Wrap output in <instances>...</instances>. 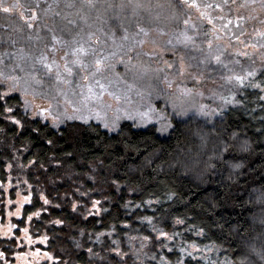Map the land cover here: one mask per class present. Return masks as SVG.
Returning <instances> with one entry per match:
<instances>
[{"label":"trees","instance_id":"1","mask_svg":"<svg viewBox=\"0 0 264 264\" xmlns=\"http://www.w3.org/2000/svg\"><path fill=\"white\" fill-rule=\"evenodd\" d=\"M22 1L24 4L30 0ZM58 1L47 13L41 11L34 22L42 26L44 34L54 28L58 35H71L79 28L75 27L76 22L69 23L72 20L68 19L74 6L66 7L63 0ZM77 1L72 0V3ZM95 1V8L87 6L86 11L89 17H94L93 22L98 14L105 17L103 23L97 20L103 34L115 31L119 38L123 34L120 17L131 21L130 32L136 30L138 20L144 27L151 28L142 50L162 47L164 35L156 30L155 23L143 21L145 15L139 9L134 16L131 8L123 12L119 8H107L109 2L118 5L121 0ZM161 1L162 7L177 5L183 14L193 16L199 27L211 28L206 20H201L199 10L183 6L182 0H142L147 4V10L154 7L151 3ZM202 2L212 3L213 0ZM241 3L243 0H236V4L230 5L231 11L225 8L224 13L228 11L227 16L234 18L235 9ZM22 10L24 8L17 9L13 14L0 12V36L7 31L4 20L11 19V23H15L13 27L23 25L19 21ZM219 12L216 9L212 14L219 16ZM125 22L127 24V20ZM224 22L214 21L218 30ZM26 30L16 33L22 34ZM220 35L223 36V32ZM11 37L19 39V36ZM198 38L200 42L204 39L203 36ZM4 46H11V51H15L22 44L19 41L15 45L0 44V48ZM55 49L64 51L59 46ZM41 50L53 51L45 44H41ZM261 74H264V68L257 79ZM247 91L253 92L252 89ZM11 94L19 96L15 92ZM14 107L20 109L21 118L27 121L26 128L35 126L34 118L29 114L23 116L21 103L14 102ZM245 107L249 110L245 111ZM43 123L41 121V126ZM49 139L52 144L47 143ZM244 140L251 146L247 152H242L239 147ZM225 146H228V152L223 151ZM9 163L13 165L12 180L23 184L21 194L31 197V203L22 208L20 221L16 224L22 227L29 222L30 229L36 232H41L38 230L42 228L47 238L45 249L60 263L117 264L120 257L108 249L116 246L113 241H119L121 249L129 253L124 257L127 264H140L128 246V237L156 236L151 226L142 222V217L151 216L153 223L165 231L171 232L175 228L183 232L186 225L175 224V217L186 216V223H198L206 229L208 239H194L203 243L216 241L225 247L236 245L248 257L247 264H264L257 255V251L264 250V204L256 203L257 196L264 192V101H258L254 95H249L244 105L227 106L223 117L208 121L194 117L166 141L152 126L136 128L129 122H122L117 132L95 122H66L59 132L49 124L40 140L28 132L14 138L6 129L0 133V183L7 182ZM168 192L176 193L172 200L166 199ZM44 198L48 204L44 203ZM157 198L163 203H157ZM150 199L153 204L149 206L146 202ZM96 200L100 204L94 207ZM34 212L40 214L37 216ZM28 215L32 216L31 221L27 219ZM57 220L62 223L57 224ZM100 233L104 235L97 240ZM77 243L82 247L78 248ZM134 243L138 247L140 240ZM145 243L149 247L144 251H152L151 242ZM8 247L7 241H0L1 252L9 253ZM88 247L98 252L99 257L90 258ZM144 264L151 262L144 260Z\"/></svg>","mask_w":264,"mask_h":264},{"label":"snow or ice","instance_id":"2","mask_svg":"<svg viewBox=\"0 0 264 264\" xmlns=\"http://www.w3.org/2000/svg\"><path fill=\"white\" fill-rule=\"evenodd\" d=\"M55 2L58 3V0H55ZM86 2L89 8H95V0H86ZM182 4L189 9L196 8L199 10L201 20H206L207 24L211 25V28H201L195 23L190 24L191 17L189 16L187 19L183 20V24L185 25L184 30L178 35L174 33V41L173 39H170L167 44L172 47V50H175L177 45H182L185 49H194L198 51L201 54V59L196 67L199 69L202 65L203 71H198L194 74L193 79L199 82L205 78V71L209 73L217 72L219 73L218 79L225 81L227 85L231 86L227 89L228 94H213L214 98L218 95L219 100L222 102L216 109H209V106L204 104H200L199 106H186L182 101L178 103L176 100H173L171 103V112H169L167 101L165 102L164 108H157L151 103L153 90L151 89V85H149V90H138L136 93L141 100L147 98L149 101L147 105H142L144 110L135 109L129 111L125 109L123 110L122 117L119 115L122 110L117 109L118 114L111 120L107 118L106 112L102 113V111L96 110L95 118L97 120H103V126L105 129L117 132L120 130L119 121L122 118H127L132 120L134 122V126L136 127H147L151 124L154 131L159 133L160 137H163L166 141L170 139L172 135L179 133L181 125H186L188 121L194 117H203L206 121L217 115L223 117L226 106L231 105L235 107L244 105L245 102L249 100V95L256 96L258 101H264V74H261L260 79H257L258 68L256 67L257 60H259L260 68H264V29L254 27L249 33L243 26L248 20L257 19L256 16L251 15V12H255L257 8L264 11V0H243V3L239 4L238 7L249 8L251 12L248 16L237 15L234 18H229L226 15L214 16L212 12L216 9L224 12L225 8H228L229 11H231L230 5L236 4V0H220V2H215V0H213L212 3H204L202 0L201 2H198V0H182ZM32 5H34V7ZM66 6L73 7L74 5L72 0H66ZM143 7H145V4L142 0H121L118 5H114L110 2L107 4V8H119L121 12H123L126 8H131L134 16L136 15L137 10ZM21 8H27V11L31 14L26 15L24 12L20 13V18L24 21V24L13 27L14 32L22 31L25 25L28 28L34 27L33 22L38 18L36 9H40V0H30V3L27 4H22L21 0H0V12L13 14L17 9ZM51 8L52 5L49 4L47 8L42 9V11L47 13ZM107 8L104 9L105 12L107 11ZM115 15L119 17V13H116ZM82 19L87 22L86 17H83ZM97 20L103 23L105 17L98 14ZM126 20L127 24L125 22ZM216 20L226 21L219 25V30L217 29L216 23H214ZM69 23L74 22L69 21ZM259 23L264 25V19L259 20ZM119 26L122 29L123 34L117 38L116 32L112 31L109 37L112 41L113 51L104 53L103 50L98 51L93 49L91 45H86L84 43V37L78 34L80 35V39L77 40L74 38L72 41L73 46L70 49L71 58H67L69 53H65L66 59L63 65V72L60 71V65H58L55 60L50 61L48 55L43 52L35 58L36 62L40 65L39 71H42L44 76L51 78L53 70L55 69L54 79L56 84L59 85L62 83L68 85L69 91H71L73 95L76 94L75 89L71 87L74 78L91 80V82L86 86L87 94L84 95L83 91H81V95L83 96V100L85 102L94 97L99 98V96L105 92L117 100H120L123 97L126 103L130 102L129 93L136 87L135 82L128 84L124 81L127 87L125 89H120L118 87L120 83L119 74H116L115 80L111 79L105 74L106 69L114 70L115 63L113 61L117 56H120L121 60L124 62L125 71L132 72L135 81V79L143 78L153 71L150 67L151 58L158 56V53L155 50L148 53H145L142 50L143 45L146 42L145 37L148 36L151 28L142 26V24L137 20L135 25L136 30L130 32L131 21L128 18L121 19ZM88 27L91 29L92 25H88ZM156 30L162 32L163 28L157 26ZM49 31L51 33L52 41L62 45H68V41L63 40L61 37L56 35V30L54 28H50ZM61 31H63V29H61ZM81 31L83 32V29ZM96 32H103V29L101 27H97L95 32L89 30L87 32L88 40H91L93 36L96 35ZM220 32H223L224 35L221 36ZM105 35L108 36L107 33H105ZM197 36L204 37L199 44L196 40ZM225 37L227 38L226 42L223 44L219 43L224 40ZM35 38L37 40L42 39V37L38 35ZM28 39H33L31 34H29ZM117 39H119V43H117ZM233 41H235V45H239V47H236L233 44ZM3 43L15 45L16 40L12 39L11 35H8L7 37L0 36V44ZM202 44L207 45L206 50L201 46ZM45 46L47 47V45ZM229 48H233L234 53L226 55ZM249 49H251V51H249ZM52 50H56L55 45L52 46ZM20 52L22 53L23 50L21 49ZM131 52H135L134 58L129 55ZM87 56H91L92 59L86 62L85 57ZM144 56H148L149 60L145 61L143 59ZM5 57H7L8 60L24 61L25 59L22 54L5 52L0 53V64H4ZM124 57H127V59L125 60ZM241 57L245 58L249 62L247 68L243 66L240 59ZM133 59H135V63H133ZM164 63L168 69L175 68L173 75L179 76H183L184 73L192 67L190 63H185L183 56L180 57V63L178 66H176L175 61H164ZM236 66H240L239 71H237ZM16 67H20L21 71H25L23 65L15 64L8 73H5L3 69H0V88L3 89L0 90V133H4L7 129L8 133L15 138L21 137L28 132L32 134L34 139L40 140L44 129L49 127V116L52 118L51 127L56 129L58 132L60 131V126L64 123L65 119L78 118L86 121L91 118L92 109H89L88 116L81 114L79 117H75L68 116L65 111H60L58 106L56 108L50 106L49 108H40L38 112H34L33 124L35 126L26 128L27 121L21 118L20 109L14 107V102L22 104L23 116L27 117L30 109L33 107L32 101L28 100L27 96L32 95L35 97L37 95H42L45 98L50 99H55V97L52 95L51 91L49 93H38L35 88L31 87V80H35L37 84L41 83V81L37 80L33 75L34 72L38 71L35 62L30 66V70L26 72V76L29 77V79H25V86L19 89L20 95H12L11 93L17 90L20 82V77L13 74ZM82 71L87 74L81 76ZM154 72L156 74V78L160 79L161 77L159 74L164 72V69L157 68ZM162 78L167 83L169 88L172 87L173 81L168 78L166 73ZM4 81H10L11 83L8 84L7 87H4ZM114 86L117 87L115 90H112ZM77 87L83 90L85 86L78 84ZM221 87L223 88L224 85H221ZM97 88L100 90L99 92L94 91V89ZM248 89H252L253 92L249 94L247 91ZM55 91H59L64 95L66 103H73L68 98V92H64L63 89H59L58 87L55 88ZM181 93L183 96H191L193 94V89L183 87L181 89ZM238 93L240 94L239 98ZM198 95L203 96V92H199ZM73 110L80 111L75 104H73ZM248 110L249 109L245 107V111ZM5 113L8 115H5ZM137 120L139 123H135ZM174 120L175 123H173ZM5 121L8 123L5 124ZM41 121H44L42 126ZM233 138H235V133L233 134ZM47 143L52 144L53 141L49 139L47 140ZM25 147L27 148V145ZM239 147L242 152H247L251 146L247 140H244ZM223 151L228 152V146H225ZM30 163H35V161H30ZM195 163L196 162L193 161V164ZM7 167L11 170L13 165L9 163L7 164ZM211 167L215 168V165H211ZM236 167H239V165H236ZM8 183L11 184V181L9 180ZM0 187H2V185H0ZM17 195H19V193H17ZM175 195V192H168L166 194V199L172 200ZM156 202L161 204L163 203V201H160L159 198H157ZM8 203L12 204V200H9ZM24 203H31V197L28 195L23 196V202L20 203V207L16 208V216H20L21 208ZM44 203H49L47 198H44ZM146 203L150 206L153 204V200L150 199ZM256 203L264 204V192H261L260 195L257 196ZM99 204L100 201L96 200L93 206L96 207ZM136 207H140V205H136ZM192 207H195V205ZM97 211H99L98 208ZM33 214L38 216L40 213L34 212ZM11 215H13V213L9 212V216ZM27 219L31 221L32 216L28 215ZM143 221H146L148 225L151 226V230L156 233V236L152 237L150 235H142L140 237H128V246L133 250L135 260L140 261V264H144V260L150 261L151 264H189V262H192V264H247L248 257L243 254L236 245L229 244L225 247L224 244L217 243L216 241L203 243L200 239H194L193 237H203L208 239L206 229L198 223H186V216L175 217V224L186 225L183 232L176 230L175 228L171 232L165 231L163 228L157 227V225L153 223V218L151 216L142 217V222ZM56 223L59 224L62 223V221L57 220ZM15 227L16 225L9 222L8 232H11ZM217 227L223 228L224 226L217 225ZM23 231L25 234L28 233L27 228H24ZM8 232H6L5 235H7ZM185 233H188L189 235H185ZM100 235L104 234L100 233L97 236V240ZM177 237H180V239L177 240ZM27 238L29 244H31L32 237L28 236ZM44 239L46 241L47 238L45 237ZM137 239L140 240L138 247H136L134 243ZM145 242H151L152 251H144L145 248L149 247V244ZM113 244L116 246L109 248L108 251L115 253L116 256L120 257V261H118L117 264H127L124 257L128 256L129 253L121 249L119 241H113ZM76 246L78 248L82 247L79 243H77ZM156 249H159V251H156ZM165 252L172 255H166ZM36 253L39 255L38 249L36 250ZM87 253L90 258L99 257L100 255L98 252H95L92 247L87 248ZM44 255L49 260L57 259L56 257L49 255L47 252H45ZM257 255L264 260V250L257 251ZM4 256L5 253L0 252V257ZM141 257L144 259H141ZM5 264H14V262L5 260ZM61 264H66V262L62 261Z\"/></svg>","mask_w":264,"mask_h":264},{"label":"rangeland","instance_id":"3","mask_svg":"<svg viewBox=\"0 0 264 264\" xmlns=\"http://www.w3.org/2000/svg\"><path fill=\"white\" fill-rule=\"evenodd\" d=\"M64 4H66V0H63ZM60 2V1H58ZM96 2V1H95ZM21 3L23 4V1L21 0ZM30 3V1L25 2L24 4ZM51 4L52 6H56L58 3L53 1V0H43L40 2V9H36V14L40 15L42 9H44L46 6ZM154 7H151L147 10V4L145 7L140 8L139 11L141 13H144V19L143 21L146 23H155L156 28L159 26L160 28H163V31H158L161 32L163 36L161 40L162 47H156L155 51L158 53V56L152 57L151 58V63L150 67L153 70L150 72L147 76L143 78H137L134 81L133 73L132 72H126L125 71V65L123 60H121L120 56H117L115 60L113 61L115 63V69H106L105 74L111 78V79H116V74H119L120 78V83L118 87L120 89H125L127 85L124 83L126 81L128 84H131L135 82L136 87L132 89V91L129 93V101L126 103L125 99L122 97L120 100L115 99L113 96H110L107 94V92L103 93L102 95L99 96V98H92L91 100H88L85 102L83 100V96L81 95V91H83V94H87V85L91 82V80H83L79 78H74L73 84L71 87L75 89V95L72 94L71 91H69V86L65 84H59L57 85L55 82V69L53 70L52 77L44 76L42 71H39L40 65L38 62H36V57H38L42 52L48 55L49 60H55L58 65H60V71L63 72V65L65 63V53H69V56L67 58H71V53L70 49L73 46L72 41L73 39H80V35L84 37V43L86 45H91L93 49L96 50H103L104 53H107L109 51H113V46H112V41L109 38L111 34H108L106 36L102 32H96V35L93 36L91 40H88L87 38V32L89 30L91 31H96V28L98 27L97 25V20L93 22L94 17H89L87 14V2L86 0H79L77 3H73L74 7L71 9V15L69 16V20H72L75 23V27H79L77 29V32L72 33L71 35L63 33L61 35L56 34L57 36L61 37L63 40L68 41V45H62L59 43H56L55 41H52L51 39V33L50 31L47 32V34H44L42 32V26L38 25L36 22H34V27L28 28L26 25L24 26L23 29H27L24 33L22 34H17L16 32L13 31V26L15 23H11V20L8 19L7 21L4 20L5 23L4 26L7 25V31H5L2 35L7 36L9 34L14 35V36H19V43L22 44V46L19 47V49L15 51H11L12 48L9 46L7 48L6 46L0 48V53H5V52H11V53H19L24 55L25 59L24 61L20 60H8L7 57L4 58V64H0V69H3L5 73H8L11 71L12 67L15 65H23L25 71H21L20 67H16L15 72L13 73L14 75L20 77V82L17 87V90L15 93L20 95V88H23L24 81L25 79H29V77L26 76V72L30 70V66L35 62L36 67L38 71L34 72L33 75L37 80H40L41 83L37 84L35 80H31V87L35 88L38 93H49L50 91L52 92V95H54L55 99H50V98H45L42 95H37L33 97L32 95L27 96V99L32 101L33 107L29 111L30 117L34 118L33 113L38 112L40 108H49L52 106L53 108H56L58 106L60 111H65L68 116H75L79 117L81 114L84 116L89 115V109H92V115L91 118L87 119L86 121L80 120V119H65L64 123L70 122V121H79L81 123H88V122H95L99 123L103 128V120H97L95 118V111L100 110L103 112H106L107 118L109 120L113 119L118 113L117 109H121L122 111L119 113L123 117V110H135V109H140L144 110L142 108V105H147L148 104V99L145 98L144 100H141L139 96L136 95L138 90H149V85H151L152 91V97H151V103L154 104L157 108H164L165 107V102L167 101V107L168 111L171 112V103L173 100H176L178 103L179 102H184L185 105H196L199 106L200 104L208 105L209 109H216L219 105H221V101L218 98V95L214 98V93H223L224 95H227V89L231 87L230 85H227L225 81L218 79L219 73L217 72H204V79L200 80L197 82L196 80L193 79V75L196 74L198 71H203V66L201 65L200 68L198 69L196 65L199 64V61L201 59V54L194 50V49H185L182 45H177L175 50H172V47L167 44V42L170 39H173L174 41V33L179 34L181 31L184 30L185 25L183 24V20L187 19L189 16L186 14H183V12L180 10V8L177 5H174V7H162L161 5L163 2H157V3H151ZM33 6V5H32ZM34 7V6H33ZM67 7V6H66ZM69 9V8H68ZM239 11L241 12L240 15L243 16H248L251 12L249 8H237L235 9V16L239 15ZM26 15H30L27 11V8H24L22 10ZM227 12H223L224 15L227 16ZM219 15H221V12H219ZM251 15H254L257 17L256 20H248L247 24H244L243 26L247 29V31L250 33L252 29L255 28H261L264 29V25L259 23V20L264 19V11L260 10L259 8L256 9L255 12H251ZM83 17L87 18V22H85ZM190 24L196 23V21L193 19V16H190ZM229 17V16H228ZM123 19V17H120ZM15 20H18L17 17H15ZM21 22L24 21L20 18ZM81 23V24H80ZM83 23V24H82ZM76 24H79L76 26ZM52 26V23L49 24V26ZM88 25H92V28L89 29ZM143 26V25H142ZM11 29V31H10ZM50 29V28H49ZM83 29V32L81 31ZM194 31V30H192ZM111 33V32H108ZM31 34L33 39L29 40L28 36ZM80 34V35H78ZM191 34V33H190ZM42 37V39L37 40L35 37L36 36ZM64 36V37H63ZM24 38V39H21ZM16 40V39H14ZM197 43L200 42V38L198 36L196 37ZM227 40L224 39L222 40V44L225 43ZM160 41V40H159ZM219 42V43H221ZM119 43V41H117ZM41 44H45L48 46V48L52 49V46L55 45V47H62L64 48V51H42L41 50ZM233 44L235 45V41H233ZM11 45V44H9ZM206 44H202V47L207 49L205 47ZM236 47H239V45H235ZM23 50L21 53L20 50ZM251 51V49H249ZM145 53L152 52V51H143ZM229 53H234L233 48L228 49V55ZM130 56L133 58L135 57V52L129 53ZM183 56L185 63H190L192 65L191 68H189L183 76L179 75H173L175 68L173 69H168L166 68V65L164 61H175L176 66L179 65L180 63V57ZM92 59L91 56L85 57V61H90ZM126 60L127 57H124ZM143 59L145 61L149 60L148 56H144ZM242 61V64L245 68L248 67L249 62L241 57L240 58ZM11 61V62H10ZM135 59H133V63H135ZM237 71L240 70V66H236ZM256 67L258 68V74L263 68H260V61L257 60V65ZM160 68L164 69V72H161L160 79L156 78V74L154 72L155 69ZM168 75V78L173 81L172 87H168L167 83L164 81L162 78L164 74ZM86 72H81V76L86 75ZM66 75V74H65ZM211 77V78H209ZM99 78V77H97ZM10 81H4V86L7 87L8 84H10ZM84 85L85 87L83 90L81 88L77 87V85ZM221 85H224L222 88ZM63 89L64 92H68V98L73 102V103H66L65 102V97L61 92L55 91V88ZM117 86H114L112 90H115ZM183 87H188L193 89V94L191 96H183L181 93V89ZM94 91L99 92L100 90L94 89ZM199 92H203V96L198 95ZM179 98V99H177ZM73 104L77 108L80 109V111H74L73 110ZM227 107V106H226ZM225 107V108H226ZM225 110V109H224ZM221 116L217 115L215 117L210 118L211 119H216ZM200 119H205L203 117H197ZM122 122H129L134 126V122L132 120H129L127 118H122L119 121V125ZM135 123H139L137 120ZM48 124H52V118L49 116L48 119ZM61 124V126L63 125ZM148 126H152L149 124ZM158 126V125H157ZM136 127V126H135ZM136 128H146V127H136ZM108 130V129H107ZM159 135V133H157ZM160 136V135H159ZM8 169V167H7ZM9 170V169H8ZM18 171V169H17ZM8 179L7 182L5 183H0L2 187H0V241H7V245H9L8 252H5L4 257H0V264H5V260L9 262H14V264H61L58 259L56 260H49L44 253L47 252L49 253L45 248L47 247L46 241H45V236H44V231L43 229H39L38 231L41 232H36L32 229H30L29 222L24 223L22 227L17 225L16 223L20 221L21 218V213L20 216H16V208L20 207V203L23 202V194L22 190L23 189V184L21 182L17 183L14 182L12 179L14 177L11 176V170L8 171ZM9 180L11 181V184H9ZM19 193V195H17ZM13 195V198H12ZM4 198V200H3ZM12 200V204H9L8 201ZM30 203H24L23 207L28 205ZM22 207V208H23ZM21 208V212H22ZM9 212H12L13 215L9 216ZM36 220V219H35ZM9 222L12 224L16 225L15 228L12 229L11 232H8V225ZM24 228L28 229V233L25 234L23 231ZM8 232L7 235L5 233ZM28 236L32 237V242L29 244L28 242ZM39 250V255H37L36 250ZM147 252H150L149 249H146ZM1 252V251H0ZM49 255L52 256L51 253Z\"/></svg>","mask_w":264,"mask_h":264},{"label":"bare ground","instance_id":"4","mask_svg":"<svg viewBox=\"0 0 264 264\" xmlns=\"http://www.w3.org/2000/svg\"><path fill=\"white\" fill-rule=\"evenodd\" d=\"M11 20V19H10ZM16 43H17V39H16Z\"/></svg>","mask_w":264,"mask_h":264}]
</instances>
